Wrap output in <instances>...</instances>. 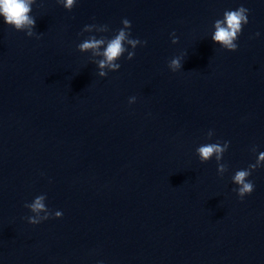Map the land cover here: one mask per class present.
<instances>
[{
  "label": "water",
  "instance_id": "obj_1",
  "mask_svg": "<svg viewBox=\"0 0 264 264\" xmlns=\"http://www.w3.org/2000/svg\"><path fill=\"white\" fill-rule=\"evenodd\" d=\"M240 6L228 51L213 25ZM31 14L32 37L0 17V264H264V165L243 199L232 181L264 152V0H36ZM125 18L146 43L100 77L77 45ZM225 141L220 175L196 149ZM41 194L52 216L33 225Z\"/></svg>",
  "mask_w": 264,
  "mask_h": 264
},
{
  "label": "clouds",
  "instance_id": "obj_2",
  "mask_svg": "<svg viewBox=\"0 0 264 264\" xmlns=\"http://www.w3.org/2000/svg\"><path fill=\"white\" fill-rule=\"evenodd\" d=\"M36 0H0V17L3 18V22L14 28L16 31H23L27 36L32 37L36 35L34 32L36 19L32 16V5ZM67 10H71L77 0H57ZM249 9L244 6H240L235 10H225L222 19H217L214 22V32L211 36L212 41L215 44L220 45L223 49L228 51H236L238 40L243 26L247 24ZM123 27L117 30L116 34L112 38L101 36L97 38L95 35L89 36L83 42L77 45L80 52H91L93 56H100L102 59L95 61L100 71L98 75L100 77L107 76L109 71H117L120 68V64L117 62L127 52V59L131 60L135 52L128 51L125 45L130 46L133 50L146 41L131 38L130 28L131 22L128 19L121 21ZM99 32L104 33L109 31L107 25H85L83 32ZM172 43H177L178 38L173 33ZM259 35V33H257ZM103 46V50L101 48ZM169 68L175 72L182 68V62L180 57L173 58L169 62ZM136 97L129 98V104L135 103ZM213 132H208V137L211 138ZM228 141L216 143H207L199 146L196 149L199 160L204 163L215 157L217 161V171L220 175H223L228 169L227 165L220 163L223 158V154L229 147ZM255 151V148L252 149ZM264 165V152H260L257 156L256 162L249 164L248 168L237 170L232 177V181L238 187L234 189L240 199H243L246 195H250L254 191V183L248 179L252 171ZM46 196L41 194L34 198L31 203H26L25 207L28 208L33 215L27 217L30 224H39L40 222L47 220L52 216L50 210L45 204ZM43 213V215H41ZM62 212L56 211L54 213L55 218H60Z\"/></svg>",
  "mask_w": 264,
  "mask_h": 264
}]
</instances>
